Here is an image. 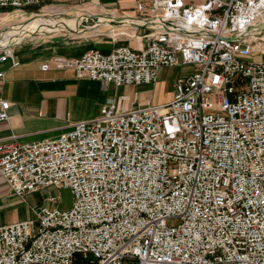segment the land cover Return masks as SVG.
I'll return each mask as SVG.
<instances>
[{
  "label": "built area",
  "instance_id": "obj_1",
  "mask_svg": "<svg viewBox=\"0 0 264 264\" xmlns=\"http://www.w3.org/2000/svg\"><path fill=\"white\" fill-rule=\"evenodd\" d=\"M43 2L0 0V11L27 15ZM123 8L118 19H136L146 45L55 56L42 70L70 69L104 89L154 85L165 67L196 70L167 104L121 111L110 99L57 138L0 143V172L19 199L49 188L74 196L69 210L44 205L0 226V264H264V40L257 49L251 30L264 0ZM14 48L0 44V61ZM10 109L0 99V122Z\"/></svg>",
  "mask_w": 264,
  "mask_h": 264
},
{
  "label": "crops",
  "instance_id": "obj_2",
  "mask_svg": "<svg viewBox=\"0 0 264 264\" xmlns=\"http://www.w3.org/2000/svg\"><path fill=\"white\" fill-rule=\"evenodd\" d=\"M95 1L101 4V0ZM117 5L108 4L105 6L109 8L108 10H114L132 4ZM74 6L66 7L56 3L47 4L44 0L41 6H37L40 7L37 11L28 10L27 15H21L17 11H0V25L7 20L26 19L21 23L22 25L33 17L40 15L39 13L42 8L44 10V7L67 8L70 10L77 8ZM89 14L78 15L76 18L82 19ZM93 19L97 20L98 18L94 17ZM117 19L112 20L122 21V19ZM91 20L81 22L80 29L76 32L78 35L47 39L40 42L35 36L38 33H34L24 39V42L19 43L20 45L15 44L14 58L0 61V74H2L0 77V99L7 100L11 104L10 119L0 122V143L27 144L57 138L76 124L97 119L101 115L102 107L110 99L118 102L121 111H129L138 105L167 104L173 100L175 89L165 91V81L162 80L161 75L173 72L188 76L195 72L191 71V69H195L191 66L165 67L160 70L159 81L154 85L121 87L109 85L107 89H104L99 81L88 78L78 79L74 71L70 69L58 70L52 68L47 71L42 70V65L55 56L78 58L93 48L109 52L115 47L116 41L114 39V43L112 40L107 39H101L93 43L82 40L83 36L79 34L90 32L85 29L88 25L91 26ZM122 23L126 29H130V27L137 24V20L129 18ZM260 23H257L260 32L256 34L259 36L264 34V23ZM110 28L120 30L124 26L114 25ZM144 41L147 44L148 40L141 42L138 39L131 46L141 48L146 45L143 44ZM1 55L0 50V57ZM15 62L18 65H14ZM15 197L19 200L0 172V209L10 214L12 217L11 223L24 221L17 218L16 209L13 206L16 204Z\"/></svg>",
  "mask_w": 264,
  "mask_h": 264
},
{
  "label": "rangeland",
  "instance_id": "obj_3",
  "mask_svg": "<svg viewBox=\"0 0 264 264\" xmlns=\"http://www.w3.org/2000/svg\"><path fill=\"white\" fill-rule=\"evenodd\" d=\"M135 0H101V4L96 3L95 0H46V3H56L60 4L62 6L70 7L71 5H75L74 7H77L76 9H70L68 10L67 8H53V7H44V10L40 11V15H37L33 17L32 19L24 22L22 25L21 23L25 21L26 19H15V21L7 20L1 23L0 25V38L2 39L1 45L2 46H10L13 45L15 47V44L20 45L19 43L24 42V39H27L30 35L32 36L34 33L36 34V38L41 42L43 40L47 39H54V38H62L65 36H73V35H78L81 22H86V20L93 19L94 17L98 18L94 22V26H89L85 29L88 32L86 33H81L79 35L83 36L82 40L85 42H98L101 39H107V40H112L113 39L116 41V45L118 44H125L133 49H138L131 44H134L138 39L135 37V35H140L141 32L135 29V27H130L126 29L124 24H121L124 26V28L120 30H115L111 29L110 27L114 26V19H117L119 15H123V10L122 8H116L119 10L117 14L114 16H111L107 13H109V8H106L105 5L111 4V5H118L117 6H122L123 3L127 4H133ZM132 6V5H130ZM126 6V7H130ZM40 7H31L30 10L37 11ZM125 9V8H123ZM67 10V11H66ZM130 14H133L132 11H128ZM85 13H90L89 15L84 16V18H76L78 15H82ZM46 14V15H44ZM58 17V19H65L67 21H70V25L72 27L67 28V29H61V30H56L55 27L57 24H53L55 21L54 19ZM46 18L53 19L51 24L48 25L46 30H34L36 28V24L42 22ZM103 19H108L109 22L103 23L101 20ZM113 19V20H112ZM100 20V21H98ZM98 21V22H96ZM113 21V22H112ZM260 22L264 23V20L262 19ZM259 22V24H261ZM79 25L78 27L75 28V25ZM74 26V27H73ZM87 26V25H86ZM108 26V27H105ZM23 27H29L28 31L29 32H23ZM16 30V34L12 33ZM20 30V31H19ZM76 31V32H73ZM100 32V33H99ZM253 33L260 32V28L256 27L252 31ZM41 33V34H40ZM12 35V36H11ZM13 37V38H12ZM258 37L262 38L264 37L263 35H258ZM10 38V43H5V39ZM256 40V39H254ZM114 43V42H113ZM259 43H263L262 40L260 42L255 41V46L257 49H261L262 46L259 45ZM143 44H146V41H144ZM93 49H98V48H93ZM91 50V49H90ZM89 51V50H88ZM111 51V50H110ZM108 52V51H107ZM262 59V56H257L254 58L255 61H260ZM196 69H191V71H195ZM186 74H177L170 72V74H162V80L165 81L164 83V90H174L175 89V83L180 77H184ZM7 190V189H6ZM5 190V191H6ZM50 195L56 196L57 202L56 203H47V197ZM14 201L16 204L15 206L16 213H17V218L19 220H24L25 219H34L35 218V209H40L42 206L46 205L49 207V209H59L61 211H66L72 208L73 206V201H74V196L71 191V189H55V188H49V189H42L37 193L31 194L26 196L25 200L21 199H16L14 198ZM12 222V217L10 214L5 211L0 209V226H3L5 224H11Z\"/></svg>",
  "mask_w": 264,
  "mask_h": 264
},
{
  "label": "bare ground",
  "instance_id": "obj_4",
  "mask_svg": "<svg viewBox=\"0 0 264 264\" xmlns=\"http://www.w3.org/2000/svg\"><path fill=\"white\" fill-rule=\"evenodd\" d=\"M112 16V15H111ZM52 20L53 19H49V18H46L45 20H43L42 22H40V23H37L36 24V28H34V30H46L48 27V25H50L51 24V22H52ZM55 21L53 22V24H57V26L55 27V29L56 30H61V29H67V28H71L72 27V25H70V21H67V20H65V19H63V18H61V19H58V17H56L55 19H54ZM94 20H96V19H94ZM118 20V19H117ZM264 20V19H263ZM98 21H100V20H98ZM98 21H96V22H98ZM120 21V20H119ZM101 22H105V23H107V22H109V20L108 19H103V20H101ZM130 24V23H129ZM73 25H75V28L76 27H78L79 25H76V24H73ZM257 25V24H256ZM256 25H254V27L253 28H255L256 27ZM74 27V26H73ZM28 28L29 27H23V32H29L28 31ZM15 30V29H14ZM254 30V29H253ZM16 32V30L12 33V35L13 34H16L15 33ZM257 33H253L252 32V39L254 40V39H256L257 40V42H260V40H264V37H262V38H260V37H258V35H256ZM11 35V36H12ZM13 38V37H12ZM6 41H5V43H10V38H7V39H5ZM255 40V41H256ZM259 45H263V43H259ZM7 47V46H6Z\"/></svg>",
  "mask_w": 264,
  "mask_h": 264
},
{
  "label": "water",
  "instance_id": "obj_5",
  "mask_svg": "<svg viewBox=\"0 0 264 264\" xmlns=\"http://www.w3.org/2000/svg\"><path fill=\"white\" fill-rule=\"evenodd\" d=\"M94 19H92L91 20V26H94L93 24H94ZM126 20H122V21H120V22H117V21H114V23H113V25H116V26H122L121 25V22H125ZM123 24V23H122ZM86 25V24H85ZM136 26H138V22H137V24L136 25H134V27H136ZM261 27H262V25H261ZM73 32H76V31H73Z\"/></svg>",
  "mask_w": 264,
  "mask_h": 264
}]
</instances>
